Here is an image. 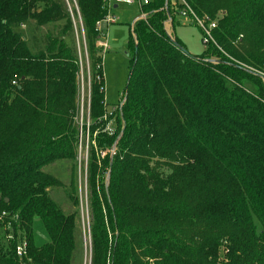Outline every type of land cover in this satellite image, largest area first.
<instances>
[{
    "label": "trees",
    "instance_id": "16d2710c",
    "mask_svg": "<svg viewBox=\"0 0 264 264\" xmlns=\"http://www.w3.org/2000/svg\"><path fill=\"white\" fill-rule=\"evenodd\" d=\"M185 1L217 22V45L189 55L165 27L182 8L154 0L131 28L123 106L106 116L103 0L72 11L65 0H0V264L27 261L16 255L23 239L32 264L73 263L82 42L91 264H264V80L249 71L264 72V0ZM61 163L72 165V214L53 197L62 179L45 172Z\"/></svg>",
    "mask_w": 264,
    "mask_h": 264
},
{
    "label": "rangeland",
    "instance_id": "374dc122",
    "mask_svg": "<svg viewBox=\"0 0 264 264\" xmlns=\"http://www.w3.org/2000/svg\"><path fill=\"white\" fill-rule=\"evenodd\" d=\"M125 0L115 1L118 9H113V15L119 19L118 24L111 25L107 31L109 34V50L103 54V72L105 80V104L107 115L122 108L127 89L129 76L131 73L130 58L128 53V41L130 39L131 28L136 18L141 17V10L137 6L130 7L124 3ZM70 11L77 8L75 0H65ZM74 15V14H73ZM76 25H81L80 18H74ZM167 29H173V36L177 37L187 53L193 57L199 56L204 51V43L200 29L191 23V19L181 16L179 13L176 21L172 19V27L167 23ZM23 32L26 26L22 27ZM175 34V35H174ZM80 68L81 71L77 78V110L75 122L79 128V144L77 151V189L80 200V218L78 220V230L76 233V251L72 264H91V237H90V213L87 190V170L88 157L91 149L90 133L92 123L90 121V64L87 60L85 44L79 43ZM115 111V112H116ZM117 117V115L115 116ZM114 129L115 120L99 125L98 132L104 127ZM97 135H94V139ZM96 148V144H92ZM103 159V157H102ZM45 172L54 174L62 179L65 188L54 191L53 197L61 205L65 213L72 214L75 208L67 197V191H71L70 182L72 165L61 163L55 167L45 169ZM1 231V229H0ZM34 238L38 246L48 242L47 235L41 222L37 221L34 226ZM224 254V251H221Z\"/></svg>",
    "mask_w": 264,
    "mask_h": 264
},
{
    "label": "built area",
    "instance_id": "2783aa9c",
    "mask_svg": "<svg viewBox=\"0 0 264 264\" xmlns=\"http://www.w3.org/2000/svg\"><path fill=\"white\" fill-rule=\"evenodd\" d=\"M115 1L118 2L119 0H103L104 9L107 13V16L105 17L104 20L100 21L97 24V30L100 32V40L97 42V47L102 49L103 52L109 50L110 48L109 47V34L107 33L109 27L111 25L119 23V19H117L113 15ZM153 1L154 0H125L124 3L128 6H137L141 10L140 19H144L146 15L142 13V10L143 8L153 3ZM173 4L174 6H176V9L178 8V10H179V7L182 8V10L180 11L181 16L191 19V23L193 25H196L200 29L202 40L206 47L209 46L210 44L217 45L215 38H214V31L217 29V26H218L216 21H212L208 17H204V18L198 17L185 0H173ZM167 8L168 6L166 4V9ZM167 23L169 26L172 27V18L170 17L169 14H168V20L165 22V27H166L168 34L172 36V40H174L173 34L171 33L173 32V29L170 32V30L167 29ZM211 62L217 63L215 61H211ZM249 71L252 74L259 76L264 80V72H260V71H257L251 68H249ZM104 119L108 120L107 117H105ZM110 130H111L110 126L107 127L106 131H110ZM111 154H114V151H112ZM8 217H9V214L3 213L0 216V222H4L5 218H8ZM17 219H18L17 216L11 218L12 221H17ZM8 227L10 228L11 224H8ZM16 255L21 261L27 260L24 264H32L31 260L28 258V244H27L26 239H23L17 246Z\"/></svg>",
    "mask_w": 264,
    "mask_h": 264
},
{
    "label": "crops",
    "instance_id": "0c3cea01",
    "mask_svg": "<svg viewBox=\"0 0 264 264\" xmlns=\"http://www.w3.org/2000/svg\"><path fill=\"white\" fill-rule=\"evenodd\" d=\"M130 7H133V6H130ZM114 9H118V5L116 4L115 6H114ZM138 10H139V12H140V9L139 8H137ZM141 13V12H140ZM140 19V17H138V18H136L135 19V21H134V23L137 21V20H139ZM133 23V24H134Z\"/></svg>",
    "mask_w": 264,
    "mask_h": 264
},
{
    "label": "water",
    "instance_id": "95a60500",
    "mask_svg": "<svg viewBox=\"0 0 264 264\" xmlns=\"http://www.w3.org/2000/svg\"><path fill=\"white\" fill-rule=\"evenodd\" d=\"M168 1V0H167ZM175 45L178 46L183 52H186L182 47H180L176 42Z\"/></svg>",
    "mask_w": 264,
    "mask_h": 264
}]
</instances>
